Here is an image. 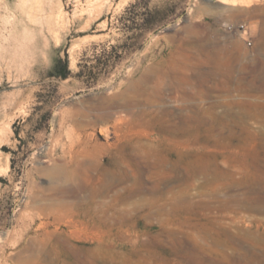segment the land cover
<instances>
[{
  "label": "rangeland",
  "instance_id": "1",
  "mask_svg": "<svg viewBox=\"0 0 264 264\" xmlns=\"http://www.w3.org/2000/svg\"><path fill=\"white\" fill-rule=\"evenodd\" d=\"M226 24H246L252 46ZM220 62L231 82L207 80L202 107L237 135L251 128L254 139L233 141L251 151L202 153L190 172L174 171L175 152L152 134L160 152L124 166L130 179L119 188L135 191L121 205L125 225L105 226L98 248L85 240L89 230L60 224L62 200L85 197L99 175L52 179L44 169L73 170L71 145L84 129L99 143L116 141L112 124L109 139L91 125L102 107L115 99L181 112L186 104L193 114L170 83L185 68L192 79ZM263 70L264 0H0V264H264V93H251L262 104L253 111L230 104ZM180 189L189 202L173 212ZM70 229L85 240L74 239L73 249L57 238Z\"/></svg>",
  "mask_w": 264,
  "mask_h": 264
},
{
  "label": "bare ground",
  "instance_id": "2",
  "mask_svg": "<svg viewBox=\"0 0 264 264\" xmlns=\"http://www.w3.org/2000/svg\"><path fill=\"white\" fill-rule=\"evenodd\" d=\"M220 64V66L210 71L197 74L192 79L190 78L191 76L187 77V68H185L183 69L184 76H174L177 83H170L171 89L178 95V101L184 103L190 102L193 114L184 113L183 110L188 107L185 106L186 104L182 105L181 112H176V110L170 108H158L156 107L157 105L154 106L152 104L146 106L137 102H119L115 99L102 107V111L98 114L96 122H92L91 125L92 127L99 126V132L109 139V124H112V127L115 129L116 141L114 143H99L93 133H88L87 129H84L85 133H79L73 145H71L72 154L70 155H72L74 169L66 172V170L64 171V165L44 169V173L52 177V179H81L84 175H91V172L99 175L100 184H97L98 186L86 187L84 184L86 188L83 191L87 192L85 197L78 199L75 196L76 201L74 202L62 200L59 210L55 213L56 219L60 221V224L61 221L63 223L65 220L70 224L68 226L71 228L83 227V230H89L91 232L89 233L91 234L89 235L90 238L85 237V240L98 241V248L104 244L102 233L105 226L125 225V213L121 210V205L134 198L135 191L132 189L126 193L119 188L121 184L130 179L124 166L131 162L135 165H140L141 155H146V158L151 161L152 156L160 152L154 138H152V134H157L158 140L160 139L162 143L167 144L166 150L168 149V152H175V156L172 158V169L174 171L178 167H182L190 172L197 164L201 163L202 153L214 152L227 156L228 154H236L243 149L249 151L252 145L242 142V147L239 149V147H236L237 145H234L233 141L237 137L240 139H254L256 133L251 128L243 127L242 134H244V137L243 135H237L238 131L235 124L229 121H220L219 116L216 115L217 113L214 116L207 117L206 114L209 111L206 112L202 107V100L207 96V93L203 89L207 80L216 81L222 75L226 78V82H231V73H223L221 66H224V64L222 65L221 62ZM161 85L160 82H157L159 88L162 87ZM228 91H231V89ZM237 91L244 94L238 95L235 99L236 101L230 104L237 103L246 112L261 107L262 104L258 101L259 97H254L251 93H264V70L262 73L255 75L252 80H249L244 85H240ZM225 130L229 131V136L225 135ZM262 147L264 148L263 144ZM185 151H190L195 159L189 158ZM169 159L168 156H163L161 164H165ZM206 160L205 165L208 167L211 160L209 158ZM247 161L245 158L243 159L245 166H248ZM45 162H49V159H46ZM231 176L235 181V174L231 173ZM180 177L183 179V176ZM59 193L62 194V199H64L63 194H65V191L60 190ZM83 193H80V195H83ZM185 193L186 191L181 189L178 192L174 191L172 197L173 212H181L188 204L189 200ZM164 210H167V208ZM72 233L73 231L70 229L68 231L65 230V232L63 231V233L61 231L57 235V238H59L66 248H75V244L72 242L74 239L84 240L80 235H72ZM50 234L53 235L54 233Z\"/></svg>",
  "mask_w": 264,
  "mask_h": 264
},
{
  "label": "built area",
  "instance_id": "3",
  "mask_svg": "<svg viewBox=\"0 0 264 264\" xmlns=\"http://www.w3.org/2000/svg\"><path fill=\"white\" fill-rule=\"evenodd\" d=\"M226 29L230 32L241 33L243 38L249 44V46H252L253 42L249 36V30H248V27L246 26V24H240V25L226 24Z\"/></svg>",
  "mask_w": 264,
  "mask_h": 264
},
{
  "label": "trees",
  "instance_id": "4",
  "mask_svg": "<svg viewBox=\"0 0 264 264\" xmlns=\"http://www.w3.org/2000/svg\"><path fill=\"white\" fill-rule=\"evenodd\" d=\"M60 64H62V69L64 72H61L59 75L63 78H67L69 75V71H68V61H62L60 60ZM55 69H59V65H56Z\"/></svg>",
  "mask_w": 264,
  "mask_h": 264
}]
</instances>
